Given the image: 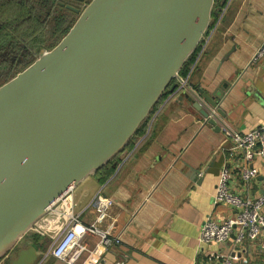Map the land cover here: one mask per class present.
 I'll return each instance as SVG.
<instances>
[{"label":"water","instance_id":"water-1","mask_svg":"<svg viewBox=\"0 0 264 264\" xmlns=\"http://www.w3.org/2000/svg\"><path fill=\"white\" fill-rule=\"evenodd\" d=\"M53 1L78 18L0 86V261L7 264L37 263L41 242L26 244L32 227L125 151L167 90L184 81L180 71L228 0L220 8L216 0H91L81 9ZM201 93L205 101L194 107L220 130V98Z\"/></svg>","mask_w":264,"mask_h":264},{"label":"crops","instance_id":"crops-1","mask_svg":"<svg viewBox=\"0 0 264 264\" xmlns=\"http://www.w3.org/2000/svg\"><path fill=\"white\" fill-rule=\"evenodd\" d=\"M42 3L38 1L43 9ZM263 44L264 0H228L186 75L194 90L167 96L159 107L157 134L143 151L150 131L133 138L132 147L112 160L115 170L107 180L101 181V168L75 188L76 213L87 224L96 218L89 207L94 196L103 191L113 198L110 217L100 225L114 222L111 237L119 242L60 259L51 254L50 237L36 240L29 233L27 245L41 242L36 264H213L229 254L234 236L223 245H201L199 235L227 159L230 137L224 127L247 132L264 124V54L256 57ZM201 91L220 98L224 115L215 112L220 130L193 105L205 101ZM229 213L224 208L223 216ZM98 240L87 235L84 242L92 249ZM240 264H264V237L247 245Z\"/></svg>","mask_w":264,"mask_h":264},{"label":"built area","instance_id":"built-area-1","mask_svg":"<svg viewBox=\"0 0 264 264\" xmlns=\"http://www.w3.org/2000/svg\"><path fill=\"white\" fill-rule=\"evenodd\" d=\"M263 54L264 44L256 57ZM182 89L194 90L188 77H184L176 91ZM175 92L171 93L172 97L176 96ZM159 111L160 108L149 121L146 133L150 131ZM224 131L230 137V144L226 148L227 159L222 165L213 194L212 209L201 226L199 243L223 245L234 236L231 252L216 259L213 264H240L244 260L247 245L264 237V124L247 132L229 126L224 127ZM257 182L263 186L261 192L258 191L260 187ZM113 205V198L103 191L98 192L89 204L95 209L96 218L87 224L76 213L77 204L73 191H70L59 199L55 213L47 214L37 221L30 233L48 237L55 231L57 221L61 220L56 236L52 239L51 250V254L60 259L75 251L89 250L95 253L100 249H108L119 242L111 237L114 222L105 227L100 224L110 217ZM224 208L230 210L226 216H223ZM87 235L99 236L92 249L84 242Z\"/></svg>","mask_w":264,"mask_h":264},{"label":"rangeland","instance_id":"rangeland-1","mask_svg":"<svg viewBox=\"0 0 264 264\" xmlns=\"http://www.w3.org/2000/svg\"><path fill=\"white\" fill-rule=\"evenodd\" d=\"M3 10L8 12L9 16H7L10 19H3L0 17V86L30 66L43 51L46 52L55 47L63 37V34H59L60 36L51 41L52 39L49 35L48 41H46L47 44L42 43L43 37L45 38L43 35H47L49 31V29L45 31L44 29L47 24L50 25L54 23L53 21H40L42 23L41 26H39L37 22H35V25H18L19 21L15 17L18 15L19 11H15V8L11 10H8L6 7L4 9L0 8V11ZM44 13L43 16L45 17L48 13L46 14V11ZM13 16L15 17L12 18ZM36 18L40 20L39 17ZM77 18L78 16L76 15L70 26L73 25ZM49 33H53V29H50ZM21 45L26 49L25 52L22 50ZM31 50H33L35 54H30Z\"/></svg>","mask_w":264,"mask_h":264},{"label":"trees","instance_id":"trees-1","mask_svg":"<svg viewBox=\"0 0 264 264\" xmlns=\"http://www.w3.org/2000/svg\"><path fill=\"white\" fill-rule=\"evenodd\" d=\"M29 2L26 1V0H0V8H8V10H11L13 8H15L16 10L15 11H19L18 15L15 17L13 16L12 18H17V20L19 21L18 25H23V24H31V25H35L37 22L39 26L42 25V23L40 22L39 19H37L33 14H32V10L30 9L29 7ZM5 6V7H4ZM217 6H222V0H216V7ZM223 7V6H222ZM8 12L5 10L3 11H0V17H2L3 19L7 18V19H10L8 16ZM33 15V16H32ZM11 17V16H10ZM218 17V15H215L213 14V18L214 20H216ZM61 26H62V23L59 22V24L57 25V28L58 29H61ZM41 28V27H40ZM70 26L67 27L64 31H63V36L68 32ZM199 50V47L198 49L194 52V54L189 58L188 62L185 64V66L182 68V70L180 71V74L183 76V77H186V75L188 74L189 70H190V66L193 62V60L195 59V56H196V53L198 52ZM173 85V83H172ZM172 85L170 86V88L172 87ZM172 92L171 91H167L164 96L161 98L160 102L156 105V107L153 109L151 115L149 116V118L144 122V124L138 129L136 135L134 138H138L140 137L141 135H144L148 129V123L149 121L151 120L152 116L157 112V110L159 109L160 105L163 103V101L167 98V96L169 94H171ZM161 115H162V111L160 110L154 121H153V124L151 125V129H150V132L149 134L147 135V137L143 140L142 142V146L141 148L139 149V151H143L144 148L147 146L148 142L150 139H152L156 134H157V126H158V122L161 118ZM133 145V142H131L127 148H131ZM114 170H115V167L113 166V161H110L106 166H104L98 173V175L100 176L101 178V181H105L107 180L113 173H114ZM36 240H39V236H35ZM49 241H47L48 243Z\"/></svg>","mask_w":264,"mask_h":264},{"label":"flooded vegetation","instance_id":"flooded-vegetation-1","mask_svg":"<svg viewBox=\"0 0 264 264\" xmlns=\"http://www.w3.org/2000/svg\"><path fill=\"white\" fill-rule=\"evenodd\" d=\"M29 2V7L32 10V14L35 17H39L40 21H53L54 23L52 24H47L44 31L48 30L50 31V29H53V33H49L47 35H43L45 36V38L43 37V42L47 44L46 41H48V36L50 35L51 37V41L55 40L58 36L63 34V31L69 27L73 20L75 19V16L77 14H75L74 11H71L67 8H61L58 4L57 1H53V0H26ZM38 1H43V5L45 6L43 9L41 8V6L38 5ZM70 2V4L72 6H76V8L81 9V7L83 6V4L90 2V0H85L82 2H77V1H68V3ZM85 2V3H83ZM46 11V16H43V13ZM45 14V13H44ZM32 15V16H33ZM59 22L62 23L61 29L57 28V25L59 24ZM60 34V35H59ZM22 50L25 52V48L23 45H21ZM24 48V49H23ZM21 50V51H22ZM28 52V51H27ZM29 54V52H28ZM30 54H35V52L33 50L30 51ZM12 70V69H10Z\"/></svg>","mask_w":264,"mask_h":264}]
</instances>
